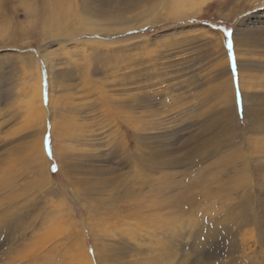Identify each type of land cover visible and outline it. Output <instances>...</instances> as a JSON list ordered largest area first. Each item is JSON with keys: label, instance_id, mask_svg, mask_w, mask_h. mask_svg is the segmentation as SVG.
Returning a JSON list of instances; mask_svg holds the SVG:
<instances>
[{"label": "rangeland", "instance_id": "rangeland-1", "mask_svg": "<svg viewBox=\"0 0 264 264\" xmlns=\"http://www.w3.org/2000/svg\"><path fill=\"white\" fill-rule=\"evenodd\" d=\"M143 1L130 13L131 22L100 30L89 15L91 0H0V264H101L103 250H98L105 244L116 250L109 252L112 264H189L198 260L196 253L212 250L229 252L225 259L231 264H264V206L251 202L264 194V130H251L237 106V114L234 109L231 122L225 121L223 132L211 141L233 138L234 144L193 163L182 147L206 120L234 105L231 76L236 100L242 73L248 90L264 93V66L238 69L240 57L264 64V43L234 41L237 29L251 27L264 14V0H205L196 12L192 3L198 0H184L181 14H175L173 0ZM139 132L154 136L153 146L183 160L150 174L145 191L157 179L166 182L164 187L177 180V191L196 196L199 221L181 216L155 234V210L140 215L149 214L141 221L118 204L103 207L96 195L85 199L81 186L72 182L68 162L117 166L126 162L128 148L131 155L137 152L133 134ZM129 164L122 165V173L130 171L138 187ZM135 199H129L130 206ZM238 203H246L256 217L241 228L230 215L240 213ZM29 209L37 224L29 219L24 228L16 226L7 241L4 226ZM209 219L217 235L200 250L193 236ZM130 225L139 227V236L131 234Z\"/></svg>", "mask_w": 264, "mask_h": 264}, {"label": "bare ground", "instance_id": "bare-ground-1", "mask_svg": "<svg viewBox=\"0 0 264 264\" xmlns=\"http://www.w3.org/2000/svg\"><path fill=\"white\" fill-rule=\"evenodd\" d=\"M183 1L184 0H173V3H170V4H175V11H174L175 14L176 13L177 14L182 13L181 7H183V5L185 4V3H183ZM204 1L205 0H198L196 3H192L194 5V8H193V10H191V12H193V11L196 12L197 10H199ZM113 2H115V3L117 2L120 5L119 8L118 7L116 8L115 6H113L112 5ZM143 2H144L143 0H93V1L91 0V3L92 4L95 3V4L93 5L94 11H92V10H91L92 12L89 11V13H90L89 15L96 18V20L98 21L97 23H99L101 26V27H97V28L102 30L104 28V25H106V26L110 25L111 26L112 24L117 25V24H124V23L126 24V23L131 22L129 20L130 13L135 11L136 9L140 8L142 6ZM181 4H183V5H181ZM131 19H133V18H131ZM252 22L253 23H252L251 27L248 26L247 28H245L243 30L237 29L234 32L235 45L263 46V43H264L263 42V40H264V28H263L264 27V14H259L258 16H256V19H254V21H252ZM256 24H257V26H255ZM253 62H255L256 64H254ZM263 66H264V64L258 60L252 61V60L244 59L241 57L238 60V69L241 72H243V68H247V69L252 68L253 69L254 67H257V68L260 67L261 68ZM228 70H229V67H228ZM226 72H227V69H226ZM229 72H230V70H229ZM255 75L256 74H252L250 76L253 78H257V76H255ZM230 78H231V82H232L231 84H232V88H233V100L232 101H233L234 105H231L232 107L229 106L224 112L215 114L214 117L211 118L210 120H206L205 124L202 127V129L200 130V132L190 133L187 137H185V139L182 142V147H184V150L186 149V152L184 153L185 158H186V160H188L191 163L197 162L201 158L206 157L208 155L220 154V152H222V150L225 147H227L230 144H234L233 138H230L229 140H225V141H223V143H211L212 136H215V135L218 136L219 132H223V130H224L223 127H225V121L231 122V119L229 118V116L231 115L232 112L234 113V109H235V113L237 114V111L240 108V110L242 112V116L247 118V120L249 122L248 125H249L251 130H253L254 132L264 130V93L256 92L255 90H248L247 87L244 85V82H243L244 76L242 73V74H240L239 83H237L239 85V94H238L239 98H238V100H236V96H235L236 93H235V87H234V83L232 80V76ZM247 83H248V86L250 84V88H255L254 87L255 84H254V82H252V80H250V81L247 80ZM38 95L40 96V100H41L42 99L41 90L39 91ZM51 99L49 96V100H51ZM141 101H142V103H144L143 102L144 100H141ZM237 106L239 108H237ZM125 120H126V118H125ZM59 128L61 129V127H59ZM140 128L142 130L145 129V127H142L141 124H140ZM60 132L63 134L65 131L63 132V130H60ZM263 133H264V131H263ZM133 136H134L136 143L138 144L137 152L135 154L131 155V152L129 151L130 149L128 148L127 153H126L127 154L126 162L122 161L121 163H118V165L116 164L117 166L110 167V168H104L101 166L97 167L96 165L90 166L89 162H87V161H84V162L83 161H77V162H73V163H71L72 161L68 162L65 170L71 176L72 182L78 183L81 186L82 191H83L82 193H83V196H85L84 197L85 199H87V200L94 199L91 196L96 195L98 202L103 207H105L106 204L107 205L110 204L113 207H115L116 204H118L117 206H121L124 208V210H122V211H131L129 213V216L132 217V215H135V217H138L139 220H141V221L146 222L147 218H148L147 216L149 214L143 215L142 218L140 217V215L144 214L146 211L155 210L156 216L153 215L151 217V219L158 220L157 223H155V224L153 223L154 224L152 226L153 229L151 228L153 230L152 233L155 232V234L157 232V229L160 230L161 228H163V226H165L164 224H171V223L173 224L176 221H178L181 216L183 217V216L187 215L190 219L195 221V219H197V216H198L197 211L195 209V207L197 206L196 205L197 204L196 203L197 198H196V196L191 195L190 192L189 193L188 192L183 193L182 190L177 191L176 187L179 184V183H177V180H172L168 187H164L163 184H166V182L164 183L162 178L159 179V181H158V179L155 180L156 178H153V181L155 180V184H154L155 186L153 187V189H151V187H150L149 188L150 190L145 191V185L147 183H149L148 179L151 176L150 174L154 175L156 173L163 172L164 170L174 168L183 162L182 158H178L175 155L174 151H163V149H161L157 146H153L151 144V140H153L154 136L149 135L147 132L134 133ZM37 144H38V148L41 149L40 147H42V146L40 145V142ZM202 147H205L203 149V153H201ZM32 149L35 150V147H32ZM124 149H126V148L124 147ZM201 155H203V156H201ZM129 161L132 164L131 166H133V169H134L133 172L134 171L137 172V176L135 178H137V180L140 182L138 187L133 185L134 181L130 176V171L126 172V173H128V175L122 173L123 172L122 171L123 170L122 165L125 164V166H130ZM41 170H42V168H41ZM261 170H264V166L261 167ZM8 171H10V170H8ZM12 174H13V172H12ZM78 174H82L83 175L82 178H80V179L75 178V175H78ZM88 174H90L91 176L93 175V177L89 178L87 176ZM229 174H231V173H229ZM168 176H171L173 178L174 174H172V175L168 174L166 176V178ZM10 179H11V177H9V181H10ZM44 180L47 181L48 184H50V181H48V178L44 179ZM162 181H163V183H162ZM201 181H202V179H201ZM222 181H223V179L217 178V183L221 184ZM260 182H261V185L264 187V180H260ZM171 184H173V185H171ZM255 184H257V182ZM50 186H51L50 187L51 189H52V187L54 188L53 185H50ZM80 186H79V188H80ZM165 186H167V185H165ZM76 187H78V185ZM190 187H192V186H190ZM168 189H170L169 193H167ZM74 191H76V189H74ZM190 191H191V189H190ZM51 192L54 195L58 194L55 189L54 190L52 189ZM170 193H172L170 196H166V194L169 195ZM184 194H186V196H185V198L182 199L181 195H184ZM132 196H135L136 199H135L134 203L132 204L133 206H130V203H128V202H129V199L132 198ZM248 200H250V199L248 198ZM255 200L258 202H261L262 203L261 205L264 206V194L258 195V197L254 196L251 198V202L252 201L255 202ZM121 202H125V203L122 204ZM27 203H28V201H27ZM183 203H185L187 205H183ZM243 204L244 203H240V204L238 203L237 204V210L239 209V211H240L239 214H237L235 216H234V212H232L230 214L233 221L239 226V228H241L243 225H246V224L248 225L250 223H253L256 219L255 216L249 214V212L247 210V205H245L246 203L244 205ZM180 206H182V209L179 208ZM183 206L186 207L187 209H183ZM28 207L34 208V206H32V205H28ZM168 209L170 210L169 212H167ZM98 213H99V211H98ZM27 214H30L29 217L27 216ZM96 216H98L97 213H96ZM36 217L37 216L32 209H29L27 211L23 210L22 213H19L18 216L15 217L13 220H11L9 223H7L4 226V229L2 230L6 240L7 241L11 240V238H12L11 235L13 232L12 230H14V228L16 226H18L19 229L24 228L23 226L26 224L27 220H29V219H31L33 221L32 222L33 226H35V224H37L35 221ZM101 218H100V220H101ZM189 218H186V219H189ZM261 218L264 221V210H263V214H262ZM186 219H184V220H186ZM98 220H99V217H98ZM103 220H104V218H103ZM115 220L117 221L118 219L116 218V219H114V221ZM199 220L197 219V221H199ZM168 221H171V223ZM43 223L44 222H42V221L40 222V224H43ZM129 223H130V221H129ZM204 224L205 225L208 224V225L201 226L200 229L197 232H195L194 236H193L195 239V242H196L195 245L197 246V248H199V249L202 248L203 250H205V248L207 247L208 244H206V243H209L211 237H214L215 235H217V232H215L216 230L214 231L213 230L214 228L211 227L212 224L210 223V219H209V221L204 220ZM130 226H131L130 227L131 229H129V230H130L131 234L133 233L135 235H138L139 227H137L136 225H130ZM143 226H146V224ZM150 227H151V225H150ZM35 228L36 227H34L32 229H35ZM147 228H145V229H147ZM261 230L263 232V239H264V226L262 227ZM152 233H151V231L149 232V234L151 236H152ZM175 233H176V231H175ZM23 234L26 235V232ZM138 236H136V237L138 238ZM165 236H166V234H165ZM102 245H104V244H102ZM96 247L98 248L99 246L96 245ZM99 250H98V252H101L103 250V254L100 253V255L101 254L102 255L99 257L101 264H106V262H111V264H112L111 260L114 259L113 258L114 256L110 257L111 253L109 254V252H116L115 248L109 244H105ZM165 250L167 251V249H165ZM52 251H53V248H52ZM213 251H215V250H212L210 252H198V254L196 253V255L198 256V260H196V262L190 261L189 264H231L228 262L227 259H225V257L227 255H229V252H213ZM117 252H119V250ZM120 252H121V250H120ZM162 256H164V255H162ZM167 256H165V257H167ZM220 256H223V257H220ZM85 257H87V256H85ZM215 260H218V261H215ZM159 262L161 263V260Z\"/></svg>", "mask_w": 264, "mask_h": 264}, {"label": "snow or ice", "instance_id": "snow-or-ice-1", "mask_svg": "<svg viewBox=\"0 0 264 264\" xmlns=\"http://www.w3.org/2000/svg\"><path fill=\"white\" fill-rule=\"evenodd\" d=\"M229 47H231V44L229 45ZM53 170L55 171L56 170V166L53 165Z\"/></svg>", "mask_w": 264, "mask_h": 264}]
</instances>
